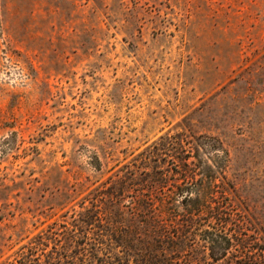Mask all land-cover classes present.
<instances>
[{
    "label": "rangeland",
    "instance_id": "obj_1",
    "mask_svg": "<svg viewBox=\"0 0 264 264\" xmlns=\"http://www.w3.org/2000/svg\"><path fill=\"white\" fill-rule=\"evenodd\" d=\"M159 226L264 264V0H0V264H141Z\"/></svg>",
    "mask_w": 264,
    "mask_h": 264
},
{
    "label": "trees",
    "instance_id": "obj_2",
    "mask_svg": "<svg viewBox=\"0 0 264 264\" xmlns=\"http://www.w3.org/2000/svg\"><path fill=\"white\" fill-rule=\"evenodd\" d=\"M184 166L186 169L180 174H182L183 179L186 180V178L190 177L189 174H191L192 168L187 163H185ZM198 169L200 170L201 167H198ZM209 179L210 177L206 180L209 186L208 188L211 186ZM202 180L203 178L201 177L198 179L200 183ZM183 188L182 190L180 189L181 198L178 202L184 211L182 217H184L185 222H196L197 217L203 212H205L206 215L211 214L214 205H211L210 200L201 199L197 193L193 194V191H190L191 188H189L188 185H185ZM159 229L160 226L154 229H148L142 236L134 234L133 237L135 241L132 243V246L129 245L128 249H126L129 256L132 258L131 254L133 251V255L138 257V260H142L141 264H171L172 261L168 260L166 250L173 249L174 246L177 245V239H163ZM201 236L208 245L209 257L214 262H218L225 255L230 246L229 238L208 229H204ZM173 252H175V249L172 253Z\"/></svg>",
    "mask_w": 264,
    "mask_h": 264
}]
</instances>
